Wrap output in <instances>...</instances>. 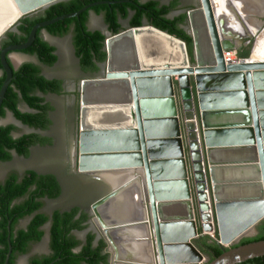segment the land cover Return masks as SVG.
Here are the masks:
<instances>
[{
  "label": "water",
  "instance_id": "water-1",
  "mask_svg": "<svg viewBox=\"0 0 264 264\" xmlns=\"http://www.w3.org/2000/svg\"><path fill=\"white\" fill-rule=\"evenodd\" d=\"M60 1L0 0V40L23 17ZM121 2L98 1L38 22L26 42L2 48L0 110L17 69L10 53L31 47L37 32L55 22ZM187 17L192 57L183 40L147 22L117 34L106 27L102 73L85 77L78 87L76 166L111 189L93 208L116 257L130 264L143 262L124 257L127 240L116 242L112 235L136 225L110 212L112 201L135 184L144 189L155 250L148 219L145 233L154 262L239 264L264 256V239L234 246L264 221V58H254L252 50L226 63L224 52L237 49L239 35L218 17L214 0H198ZM45 229L48 238L49 224ZM8 230L4 264L12 253ZM214 230L223 251L209 260L195 241L201 231Z\"/></svg>",
  "mask_w": 264,
  "mask_h": 264
},
{
  "label": "trees",
  "instance_id": "trees-1",
  "mask_svg": "<svg viewBox=\"0 0 264 264\" xmlns=\"http://www.w3.org/2000/svg\"><path fill=\"white\" fill-rule=\"evenodd\" d=\"M98 1L123 2L97 5L83 12L79 17L60 20L40 29L35 42L24 50V53L35 56L42 65L52 66L58 59L56 48L42 37V30L58 37L71 34L75 55L83 70L97 73L99 64L105 63L107 59L106 36L100 30L89 29V13L93 11L103 16L113 34L123 30L121 19L128 20L129 27L141 26L146 20L150 25L183 40L192 57L193 38L182 27L188 20L187 12L171 17V13L179 9V3L175 0L168 4H162V0H63L36 14L23 17L17 23L16 31H8L4 35L0 48L26 42L32 27L38 22L76 12L85 5ZM237 55L239 58H247L250 52L238 51ZM0 70H2L1 61ZM13 77L0 110V119L9 111L31 129L48 130L53 107L51 103L45 101V95L63 94L62 81L48 79L42 74L41 66L33 62L23 63L14 69ZM4 79L3 73L0 76V89ZM76 96L79 100V92ZM20 104H25L30 111H22ZM15 130L13 124L0 126L1 162L10 161L13 153L28 157L32 146L50 142L47 136L38 132L14 137ZM60 193L61 185L55 175H42L33 170H27L22 175L11 172L0 183V264H4L9 252V226L12 253L8 264H17L18 256L28 254L31 245L42 240L46 233L43 227L48 223L50 253L30 258L29 264H108L109 255L105 253L104 239L94 244L95 234L88 233L83 244L74 234L86 228L84 224L88 219L86 213L81 212L78 207L70 211L56 210L51 215L42 211L44 199L56 198ZM23 219H28V223L25 227L19 228V222ZM216 236L218 237L217 231ZM262 239H264V222L259 226L255 236L244 237L234 246ZM195 244L202 252L210 255V260L223 251L221 246L209 236L199 238ZM239 264H264V256Z\"/></svg>",
  "mask_w": 264,
  "mask_h": 264
},
{
  "label": "rangeland",
  "instance_id": "rangeland-1",
  "mask_svg": "<svg viewBox=\"0 0 264 264\" xmlns=\"http://www.w3.org/2000/svg\"><path fill=\"white\" fill-rule=\"evenodd\" d=\"M215 3L217 6V14L222 13V11L218 12V3L216 1ZM124 26L127 27L126 24H124ZM89 27L91 30H105L106 23L104 22L101 16L91 13ZM259 28V25L255 27L253 26L251 32L249 34H246L247 36L245 37V40L250 41L247 45L249 47L248 50L250 53L252 52V50L256 49L260 40L264 37V26H261L260 29ZM42 36L53 46H55L59 57L58 64L52 67H47L40 64V62L35 56H29L24 53H12L11 59L15 66L18 67L25 62H33L39 64L43 71L50 77L64 80L67 88L69 89H74L78 87V84H80L81 80L85 77L99 76V74L97 73H90L82 71L80 69L79 64L77 62V58L74 55L73 42L70 34L61 37H54L48 34L46 31H43ZM48 100L51 103L53 109L50 113L51 124L48 131L45 132V135L50 139V142L46 145L36 146L32 148L31 153L28 157L15 156L10 161H0V183L3 182L11 172H16L20 175L24 174L25 171L30 169H34L41 172H51L53 174L58 175L63 185L64 194L61 198L56 201L47 202V210L55 208L65 209L73 205L86 206L88 205V203H90V198H85L77 192L75 186L76 183L72 181L71 176L68 174V156L73 146L71 137L72 126L76 121V117H78L79 115L78 107H75L72 103L71 97L67 96L60 97L55 95H49ZM20 108L24 111L27 110V107L24 104H21ZM8 124L15 125L16 136H20L30 131H33L19 124L10 115L0 120V125ZM76 185L79 188L81 183H78ZM93 197L94 196L91 197V200ZM210 199L213 203L214 201L212 198L211 189ZM118 206V215L115 212L113 213V216L115 215L116 217H122L124 215V210L122 209V206H120V204ZM196 212L198 214V211ZM148 222L151 225V237H149V239L152 240L153 245L155 247L154 233L150 218L148 219ZM25 225L26 221L21 224V228L25 227ZM99 227L101 228L100 225ZM254 234H256V230L249 233L247 237L254 236ZM216 238L219 239V235L218 237L216 236ZM149 239L147 238L146 241H148ZM154 247L153 250H155ZM31 253L37 255H44L49 253L47 242L44 241L40 244L32 245ZM205 256L206 258H208L206 254ZM28 257L29 256H21L17 264H26ZM154 264L156 263L154 262Z\"/></svg>",
  "mask_w": 264,
  "mask_h": 264
},
{
  "label": "flooded vegetation",
  "instance_id": "flooded-vegetation-1",
  "mask_svg": "<svg viewBox=\"0 0 264 264\" xmlns=\"http://www.w3.org/2000/svg\"><path fill=\"white\" fill-rule=\"evenodd\" d=\"M165 1H168V0H162V4H163V2H165ZM179 10V9H178ZM178 10L177 11H174V12H172L171 13V17H173V16H176V15H179V14H177V12H178ZM190 10V9H189ZM188 10H186L184 13H186ZM91 13H94L95 15H98V16H101L102 17V19L104 20V18H103V16L102 15H99V14H96L95 12H93V11H90V13H89V19H88V27H89V22H90V20H91ZM105 22V21H104ZM145 22H147L146 20L144 21V23ZM120 23H121V25H122V27H123V30L125 29V28H127V27H129V23H128V20H123V19H121L120 20ZM124 24H126V26L127 27H125L124 26ZM106 27L108 28V26L106 25ZM187 32L188 31H190V24H189V21L187 20V22L182 26ZM89 29H90V27H89ZM109 29V28H108ZM10 31H16V26H15V28H13V29H11ZM43 31H46V30H42V32ZM100 31H102V30H100ZM42 32H41V35H42ZM47 32V31H46ZM48 33V32H47ZM48 34H50V33H48ZM51 35V34H50ZM69 35V34H68ZM71 35V34H70ZM53 36V35H52ZM43 37V36H42ZM54 37H58V36H54ZM71 37H72V35H71ZM4 38V36L1 38V40H0V44H1V41H2V39ZM44 38V37H43ZM45 39V38H44ZM46 40V39H45ZM47 41V40H46ZM50 43V42H49ZM51 44V43H50ZM2 48H0V50H1ZM73 50H74V46H73ZM13 53H24V51H21V52H13ZM55 53H56V55L58 56V54H57V50H55ZM11 54L12 53H10L9 54V61H10V63L11 64H14L13 63V61H12V59H11ZM24 54H26V53H24ZM28 55V54H27ZM74 55H75V50H74ZM29 56H33V55H29ZM76 56V55H75ZM77 58V57H76ZM58 62H59V57H58V59H57V61H56V63L54 64V65H52V66H55V65H57L58 64ZM77 62H78V64H79V67H80V69L82 70V71H84L83 70V68L81 67V65H80V63H79V60H78V58H77ZM26 63V62H25ZM41 64V63H40ZM22 65V64H21ZM103 65H104V63H101V64H99V71L97 72V74H101L102 73V67H103ZM44 66H47V65H44ZM52 66H47V67H52ZM19 67V66H18ZM17 67V68H18ZM2 72V74H0V76H2L3 75V69L2 70H0V73ZM42 74L45 76V77H47L48 79H59V78H54V77H50L49 75H47L44 71H43V69H42ZM59 80H61L62 81V87H63V94H47V95H45V101L46 102H49V100H48V96L49 95H55V96H67V97H71V100H72V103L74 104V106L76 107H78V110H79V100H77V96H76V93L77 92H79V89H78V87H76V88H74V89H69V88H67V86H66V83H65V81L64 80H62V79H59ZM79 85V84H78ZM50 103V102H49ZM21 105V104H20ZM25 105V104H24ZM26 106V105H25ZM20 107V106H19ZM27 107V106H26ZM21 109V108H20ZM22 110V109H21ZM22 111H24V110H22ZM25 111H30L29 109H28V107H27V110H25ZM78 114H79V112H78ZM8 115H10L12 118H14L16 121H17V119L15 118V116L13 115V113H11V112H7V114H6V116L5 117H7ZM4 117V118H5ZM1 119H3V118H1ZM0 119V120H1ZM19 121V120H18ZM1 126V125H0ZM26 126V125H25ZM31 129V128H30ZM34 130V129H33ZM46 131H48V130H46ZM46 131H40V130H34L33 132H38V133H40L41 135H43V136H46L45 135V132ZM29 133H31V132H29ZM26 134V133H25ZM78 134H79V115H78V117H76V121L74 122V124H73V126H72V135H71V137H72V149H71V151H70V153H69V156H68V174L71 176V178H72V181H74L76 184H78V183H81V185L79 186V188L77 187V185L75 184V186H76V190H77V192L81 195V196H83V197H85V198H90V203H88V205H73V206H70L69 208H65V209H58V208H55V209H51V210H47L46 209V203L47 202H49V201H56V200H58L59 198H61L62 197V195L64 194V189H63V185H62V183H61V181H60V179H59V177H58V175H56V174H53V173H51V172H41V171H37V170H34V169H30V170H33V171H36L37 173H39V174H42V175H48V174H52V175H55V177L57 178V180L59 181V183H60V185H61V193L59 194V196H57L56 198H53V199H50V198H45L44 199V205H43V207H42V211L43 212H45V213H47V214H49V215H51L54 211H56V210H60V211H70L71 209H73V208H75V207H78L79 209H80V211L81 212H84V213H86L87 214V216H88V219L86 220V222L84 223L85 224V226H86V228L83 230V231H80V232H74V234L77 236V238L78 239H80L82 242H83V244L85 243V240H86V237H87V234L88 233H93V234H95V240H94V244H97V242L100 240V239H104V241L106 242V248H105V253H107L108 255H109V257H108V264H130L131 262L129 261V260H126V259H118L117 257H116V255H117V252H116V250H115V248L114 247H112V245L108 242V240H107V238H106V236H105V233H104V231H103V229L102 228H100L99 227V223H98V221H97V217H96V214H95V211H94V208H93V206L100 200V199H102V198H104V197H106V196H108L110 193H111V189L110 188H108V186L100 179V178H98V177H96V176H92V175H87V174H83V173H80L79 171H78V169H77V166H76V158H77V152H78V147H77V141H78ZM14 137H18V136H16L15 135V132H14ZM44 145H46V144H44ZM36 146H42V144H36V145H34V146H32L31 147V149H30V153H31V150H32V148H34V147H36ZM15 156H20V155H18V154H16V153H13V157H15ZM23 157V156H22ZM26 172V171H25ZM92 196H94L93 198H92V200H91V197ZM84 198V199H85ZM120 198H116L114 201H112V206H111V208L114 206V210H112L110 213L113 215V213H115L116 212V214L118 215V205L120 204V206H123L122 204H123V201H121V203L119 202L120 200H119ZM124 205H125V203H124ZM142 208H143V210L141 211V209L139 210V209H137V207H136V205H131L132 206V208H133V211H131L129 214H132V216H128V217H126L127 216V214L124 216V217H118V218H121V220H129V222H131V223H134V225H136L135 227H134V229H136V228H138V227H142L143 225H144V229H145V231H144V233H142V232H140V233H132V235L130 236V237H127L126 236V238L125 237H123L124 239H126L127 240V243L126 244H141V245H143L142 247L144 248V247H148L149 248V244H148V242L146 241V237H147V235H146V222H147V219H148V217H147V211H146V207H145V202H144V193H143V202H142ZM108 209H110V207H108ZM137 210H139L140 212H142L141 214H140V217L138 218V216H137V213H135V212H137ZM198 211V210H197ZM135 213V214H134ZM128 214V215H129ZM198 214H199V212H198ZM142 215H144V217L145 218H143L142 217ZM115 216V215H114ZM113 216V217H114ZM198 216V215H197ZM212 216H213V220H214V225H216V220H215V216H214V214L212 213ZM116 217V216H115ZM114 217V218H115ZM116 217V218H117ZM26 221V225H27V223H28V219H23V220H21L20 222H19V228H21V224L23 223V222H25ZM264 221H262L257 227H256V234L258 233V228H259V226L263 223ZM49 224V223H48ZM25 225V226H26ZM47 225V224H46ZM46 225L43 227V229L45 230V232L47 231L46 229H45V227H46ZM49 228H50V224H49ZM132 230V229H131ZM129 231V230H128ZM256 234H254V236L256 235ZM48 235H49V230H48ZM205 236H208V235H203V236H199V238H201V237H205ZM122 236H120V234H119V231H117L116 233H114L113 234V238H114V241H120ZM252 237V236H251ZM198 238V239H199ZM144 239V240H143ZM197 239V240H198ZM241 240V239H240ZM239 240V241H240ZM47 242V244H48V249H49V253H50V237H48V238H46V235H44V237L42 238V240L41 241H39V242H37V243H33L32 245H34V244H40V243H42V242ZM134 241V242H133ZM210 241V240H209ZM238 241V242H239ZM196 242V241H195ZM237 242V243H238ZM218 243V242H217ZM236 243V244H237ZM82 244V245H83ZM32 245H31V247H30V250H29V253L28 254H25V255H20V256H18V258H17V263H18V261H19V258L21 257V256H29L28 257V260H27V263L26 264H29V261H30V258H32V257H34V256H37V254H32L31 253V249H32ZM204 245V244H203ZM152 246L154 247V245H153V242H152ZM205 246V245H204ZM81 247V246H80ZM109 248H111L110 250H109ZM221 248H222V246H221ZM154 249H155V247H154ZM49 253H47V254H49ZM207 256H208V258L207 259H209L210 260V255H208L207 253H205ZM152 256H150V261L149 262H151V261H153V258H151ZM156 261V260H155ZM156 264H158V262L156 261L155 262ZM150 264H152V263H150ZM153 264H154V261H153Z\"/></svg>",
  "mask_w": 264,
  "mask_h": 264
},
{
  "label": "bare ground",
  "instance_id": "bare-ground-1",
  "mask_svg": "<svg viewBox=\"0 0 264 264\" xmlns=\"http://www.w3.org/2000/svg\"><path fill=\"white\" fill-rule=\"evenodd\" d=\"M217 3H218V12L222 11V13H219L217 14L219 18H221L222 20L226 19V11H225V7H224V4L223 2L225 1H228V4H230V2H235L234 0H215ZM214 1V2H215ZM243 8V6H242ZM240 12V11H239ZM220 15V16H219ZM241 15H243V17L245 18L247 16V14L241 10ZM247 18H249L247 16ZM245 23L241 24V25H229L226 27L229 31L233 32V31H237L239 32V34L241 35H246L247 32H251L253 26H257L258 23L255 21H249V20H244ZM225 26H226V22H225ZM235 33V32H233ZM245 33V34H244ZM237 34V33H235ZM237 34V35H239ZM240 35V36H241ZM254 58L258 57V58H264V37L260 40L258 46L256 47V49H254ZM112 176H115V175H112ZM143 193H144V189L140 188L138 185H134L133 187L129 188L127 191H125V193L121 194L120 196H118L117 198H120L119 202L121 203V201H123L125 203V205L122 206V209L124 210L123 212V216L124 217L126 214L128 216H132V214H129L131 211H133V208H132V204L133 205H136L137 209H141V211L143 210L142 208V202H143ZM139 210H137V216L138 218L140 217V214L142 212H140ZM134 213V214H135ZM129 214V215H128ZM143 218L144 215H142ZM135 227V226H134ZM131 228L129 229V231H121L119 232L120 236L122 237H130L132 235V233H144L145 231V227L144 225L140 228H136L134 229ZM148 222H146V228H148ZM113 236V235H112ZM113 241H114V238H113ZM118 242V241H117ZM143 245L141 244H126L125 245V248H124V251H123V256L126 257V258H133L135 260H138V261H141L143 262V264H150L152 262H149V258H150V253H149V248L148 247H142ZM151 248V247H150ZM124 260V259H123ZM153 264V263H152Z\"/></svg>",
  "mask_w": 264,
  "mask_h": 264
},
{
  "label": "crops",
  "instance_id": "crops-1",
  "mask_svg": "<svg viewBox=\"0 0 264 264\" xmlns=\"http://www.w3.org/2000/svg\"><path fill=\"white\" fill-rule=\"evenodd\" d=\"M170 1L173 0L165 1L163 2V4H168ZM175 1L179 3V10L177 14H181L184 13L186 10L192 9L198 3V0H175ZM234 1H235L234 3L230 2V4H228V1L223 2L226 11V19H225L226 27L228 26V24L241 25L245 23L244 20H249L252 22L256 21L260 28L261 26H264V0H234ZM241 10H243L249 18H247V16L244 18L243 15H241ZM233 32L239 34V32L237 31H233ZM249 33L250 32H247V34ZM240 35L241 34H239L240 40L239 39L236 40L237 52L248 50L249 48L247 45L250 41L245 40V37L247 35H241V36ZM228 50H233V49H228ZM122 205H124V202Z\"/></svg>",
  "mask_w": 264,
  "mask_h": 264
},
{
  "label": "built area",
  "instance_id": "built-area-1",
  "mask_svg": "<svg viewBox=\"0 0 264 264\" xmlns=\"http://www.w3.org/2000/svg\"><path fill=\"white\" fill-rule=\"evenodd\" d=\"M224 58H225L226 63L236 61L237 58H238V55H237V49L233 48V50H226V51L224 52ZM207 196H208V198L210 197V195H209L208 193H207ZM207 203H208L209 205H211V201H210V199L207 200ZM209 213L212 215L213 212H212L211 209L209 210ZM210 223H211L212 225H214V220H213V218L210 220ZM203 235H208L212 240H215L216 242H220V240H219L218 238H216V230H214V231H209V232H203V231H201V232L199 233V236H203ZM202 264H204V263H202Z\"/></svg>",
  "mask_w": 264,
  "mask_h": 264
}]
</instances>
